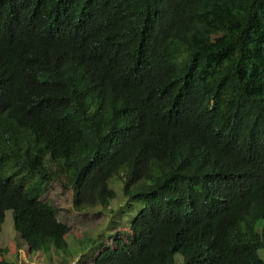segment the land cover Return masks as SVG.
Here are the masks:
<instances>
[{"label": "trees", "instance_id": "obj_1", "mask_svg": "<svg viewBox=\"0 0 264 264\" xmlns=\"http://www.w3.org/2000/svg\"><path fill=\"white\" fill-rule=\"evenodd\" d=\"M111 178L142 207L84 264H264V0H0V232L67 252L49 184Z\"/></svg>", "mask_w": 264, "mask_h": 264}, {"label": "rangeland", "instance_id": "obj_2", "mask_svg": "<svg viewBox=\"0 0 264 264\" xmlns=\"http://www.w3.org/2000/svg\"><path fill=\"white\" fill-rule=\"evenodd\" d=\"M209 45L214 46L215 43ZM7 174L8 171L4 173ZM108 185L115 193L108 207H95L77 213L71 204V190L57 182L49 184L46 198L54 203L59 217H62L60 219L69 226L65 236L67 252L51 250L29 253L26 244L13 229L11 212L6 211L0 232V260L14 264H84L91 261L89 255H97L94 252L100 244L114 246V233L122 241L128 242L125 233H131L130 221L142 204L128 201L123 195L122 180L111 178ZM259 255L264 259L263 252L260 251ZM182 261V256L177 254L173 264H182Z\"/></svg>", "mask_w": 264, "mask_h": 264}, {"label": "clouds", "instance_id": "obj_3", "mask_svg": "<svg viewBox=\"0 0 264 264\" xmlns=\"http://www.w3.org/2000/svg\"><path fill=\"white\" fill-rule=\"evenodd\" d=\"M30 253V252H29Z\"/></svg>", "mask_w": 264, "mask_h": 264}, {"label": "crops", "instance_id": "obj_4", "mask_svg": "<svg viewBox=\"0 0 264 264\" xmlns=\"http://www.w3.org/2000/svg\"><path fill=\"white\" fill-rule=\"evenodd\" d=\"M29 252V251H28Z\"/></svg>", "mask_w": 264, "mask_h": 264}]
</instances>
